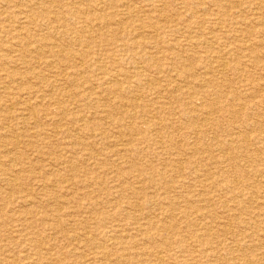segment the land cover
I'll list each match as a JSON object with an SVG mask.
<instances>
[{"label":"rangeland","instance_id":"1","mask_svg":"<svg viewBox=\"0 0 264 264\" xmlns=\"http://www.w3.org/2000/svg\"><path fill=\"white\" fill-rule=\"evenodd\" d=\"M231 1L0 0V264H264V0Z\"/></svg>","mask_w":264,"mask_h":264},{"label":"bare ground","instance_id":"2","mask_svg":"<svg viewBox=\"0 0 264 264\" xmlns=\"http://www.w3.org/2000/svg\"><path fill=\"white\" fill-rule=\"evenodd\" d=\"M76 1V0H75ZM233 1V0H232ZM231 1V2H232ZM133 2V1H132ZM239 2V1H238ZM2 2H0V4H1ZM7 2H5V4H6ZM100 3L101 4H104V5H107L109 2H108V0H100ZM99 3V4H100ZM126 3V2H125ZM4 3H2V5H3ZM51 4V3H50ZM70 4V3H69ZM72 5H73V2L71 3ZM83 4V3H82ZM124 6H126V4H123ZM131 5V4H130ZM236 5H237V7H241V6H243V3L241 2L240 4H237L236 3ZM94 6H97V5H94ZM4 7V6H3ZM74 7V6H73ZM127 7V6H126ZM69 8H71V7H69ZM112 8V7H111ZM124 8V7H123ZM74 9V8H73ZM99 9H100V7H99ZM116 9V8H115ZM139 9V8H138ZM242 9V8H241ZM76 10V9H75ZM88 10V9H87ZM126 10H128V9H123V11H126ZM88 11H90V10H88ZM92 11V10H91ZM135 11V10H134ZM136 11H140V10H136ZM130 13H131V15L132 14H134V12H129L128 11V13H126V12H123V14L124 15H130ZM255 13V12H254ZM10 14V13H9ZM79 14H80V12H79ZM204 14V13H203ZM259 14V13H258ZM137 15H140V14H137ZM241 16V15H240ZM15 17V16H14ZM65 17V16H64ZM201 17V16H200ZM238 17V16H237ZM68 18V17H67ZM149 18H151V17H149ZM112 19V18H111ZM110 19V20H111ZM48 20V19H47ZM50 20V19H49ZM113 20V19H112ZM127 20V19H126ZM138 20V19H137ZM10 21V20H9ZM51 21V20H50ZM139 21V20H138ZM213 21H214V19H213ZM12 22H14V21H12ZM116 22V21H115ZM127 22V21H126ZM140 24H142V23H140ZM153 25V24H152ZM141 26H143V25H141ZM152 27V26H151ZM137 28V27H136ZM135 28V29H136ZM139 28V27H138ZM143 28V27H142ZM150 28V27H149ZM214 28V27H213ZM140 29H141V27H140ZM162 30V31H165V30H167L165 27H163V26H156V29L155 30ZM192 29V28H191ZM116 30V29H115ZM152 30V29H151ZM120 31V30H119ZM137 31V30H136ZM138 31H140V30H138ZM144 31V30H143ZM121 32V31H120ZM118 33V32H117ZM146 33H147V31H146ZM145 33V34H146ZM143 34V33H142ZM181 34V33H180ZM160 36V35H159ZM88 37H90V36H88ZM213 37H214V35H213ZM185 38V37H184ZM21 39V38H20ZM208 39H209V37H208ZM188 40V39H187ZM244 40V39H243ZM132 43V42H131ZM251 45V44H250ZM135 46V45H134ZM240 46V45H239ZM243 47V46H242ZM21 48V47H20ZM214 58V57H213ZM246 58V57H245ZM252 59V58H251ZM174 60H176L175 62H181L182 63V65H183V58L182 57H179V56H174V59H173V61ZM221 60H222V58H221ZM222 61H224L222 64H221V66L220 67H218V68H220V70L219 71H221V68H222V70H226V69H228V67H229V63L227 62V61H225V60H222ZM82 62V61H81ZM80 62V64L82 65V63ZM150 65V64H149ZM178 66V65H177ZM89 67V66H88ZM195 68V67H194ZM238 69V68H237ZM3 70V69H2ZM185 71H187V69L185 68L184 69ZM67 73V72H66ZM192 73V72H191ZM238 73V72H237ZM55 74V73H54ZM57 74V73H56ZM210 74V73H209ZM220 74V73H219ZM246 74V73H245ZM193 75V74H192ZM56 76V75H55ZM190 76V75H189ZM68 77V76H67ZM17 78V77H16ZM55 78V77H54ZM229 79V78H228ZM254 79V78H253ZM263 79V78H262ZM227 80V79H226ZM8 81H9V79H8ZM61 81H62V79H61ZM160 81V80H159ZM222 81V80H221ZM59 85V84H58ZM121 85V84H120ZM119 85V86H120ZM152 85V84H151ZM5 86V85H4ZM154 86V85H153ZM197 86V85H196ZM260 86V85H259ZM121 87V86H120ZM191 88V87H190ZM260 88V87H259ZM4 90V89H3ZM196 90V89H195ZM256 90V89H255ZM239 91V90H238ZM119 94V93H118ZM24 102V101H23ZM22 103V102H21ZM35 104V103H34ZM16 105H18V104H16ZM21 105V104H20ZM12 106V105H11ZM10 106V107H11ZM9 107V106H8ZM14 107V106H13ZM240 107V106H239ZM24 111V110H23ZM32 111V110H31ZM30 111V112H31ZM206 111V110H205ZM212 112V111H211ZM209 113V112H208ZM213 113V112H212ZM215 113V112H214ZM216 114V113H215ZM252 114V113H251ZM35 115V114H34ZM155 119H156V117H154ZM205 118V117H204ZM207 119V118H206ZM205 119V120H206ZM209 120V119H208ZM58 122V121H57ZM6 125V124H5ZM9 126V125H8ZM63 126V125H62ZM9 128V127H8ZM12 129V128H11ZM200 129V128H199ZM16 130V129H15ZM67 130V129H66ZM201 130V129H200ZM14 131V130H13ZM63 133V132H62ZM129 133V132H128ZM241 133V132H240ZM240 133H238L237 135V138H240L241 137V139H244L245 141L246 140H250V138H251V136L248 134V132H247V134L248 135H244V134H240ZM243 133H245V132H243ZM126 135H128V134H126ZM135 135H136V133H135ZM134 136V135H133ZM244 136V137H243ZM8 137V136H7ZM10 137V136H9ZM12 137V136H11ZM18 137V136H17ZM243 137V138H242ZM12 138H14V137H12ZM17 139H15V141H16ZM20 141V140H19ZM125 141V140H124ZM18 142V141H17ZM2 144V143H1ZM0 144V145H1ZM4 144V143H3ZM21 145V144H20ZM248 145V144H247ZM1 148H2V146H1ZM123 149V148H122ZM4 150V149H3ZM124 150V149H123ZM228 150V149H227ZM12 151V150H11ZM125 151V150H124ZM1 152H2V149H1ZM6 152V151H5ZM8 153V152H7ZM14 153V152H13ZM225 153H226V151H225ZM224 153V154H225ZM232 153V152H231ZM223 154V155H224ZM228 159V158H227ZM227 159L225 160V161H227ZM229 160V159H228ZM240 161V160H239ZM247 178V177H246ZM243 179H244V177H243ZM238 181V180H237ZM234 182V181H233ZM236 183V182H235ZM238 185V184H237ZM256 200V199H255ZM139 207H140V205H138ZM134 207V206H133ZM140 209V208H139ZM142 209V208H141ZM212 212V211H211ZM166 214V213H165ZM220 220V219H219ZM264 220V219H263ZM213 221H215V220H213ZM221 222V221H220ZM230 222V221H229ZM223 224V223H222ZM236 227H239V226H236ZM230 228V227H229ZM210 229V228H209ZM234 229V228H233ZM262 229V228H261ZM259 230V229H258ZM229 231V230H228ZM253 234V233H252ZM251 235V234H250ZM263 235V234H262ZM88 237V236H87ZM230 237H231V235H230ZM233 239V238H232ZM94 240V239H93ZM238 243V242H237ZM238 246V245H237ZM259 246V245H258ZM242 247V246H241ZM244 247V246H243ZM260 247V246H259ZM262 248V247H261ZM264 250V249H263ZM107 251V250H106ZM198 251H201V250H198ZM109 252V251H108ZM113 252V251H112ZM179 252V251H178ZM195 252V251H194ZM147 253V252H146ZM108 254V253H107ZM160 254H162V253H160ZM160 254H159V256H160ZM68 255V254H67ZM233 255H235V254H233ZM105 256H108V255H105ZM123 256V255H122ZM128 256V255H127ZM159 256H158V258H159ZM224 256H225V254H224ZM237 256V255H236ZM236 256H234V257H236ZM101 257V256H100ZM154 257V256H153ZM162 257H164V256H162ZM252 257V256H251ZM106 258V257H105ZM165 258V257H164ZM215 258V257H214ZM227 258V257H226ZM29 259V258H28ZM156 259V258H155ZM160 259H161V261H163L162 260V258L160 257ZM222 259V258H221ZM240 260V259H239ZM256 260V259H255ZM157 261V260H156ZM220 261V260H219ZM238 261V260H237ZM263 263V262H262ZM87 264V263H86ZM109 264V263H108ZM111 264V263H110ZM163 264V263H162ZM248 264H250V263H248Z\"/></svg>","mask_w":264,"mask_h":264}]
</instances>
